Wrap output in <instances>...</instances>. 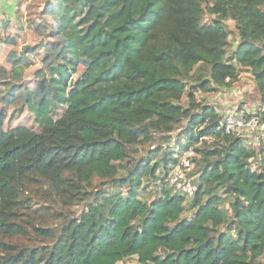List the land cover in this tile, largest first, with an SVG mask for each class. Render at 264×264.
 <instances>
[{
  "label": "trees",
  "instance_id": "trees-1",
  "mask_svg": "<svg viewBox=\"0 0 264 264\" xmlns=\"http://www.w3.org/2000/svg\"><path fill=\"white\" fill-rule=\"evenodd\" d=\"M45 12L62 40L41 43L36 87L12 81L20 59L0 76L9 106L27 107L38 126L5 129L0 113V264H264V147L219 131L221 113L195 96L230 88L241 67L264 104V0H52ZM229 20L239 44L227 57ZM190 150L199 180L186 218L170 171ZM157 183L161 195L140 197ZM37 184L66 205L92 201L58 233L34 227L45 247L6 242L29 235L19 211Z\"/></svg>",
  "mask_w": 264,
  "mask_h": 264
},
{
  "label": "rangeland",
  "instance_id": "rangeland-1",
  "mask_svg": "<svg viewBox=\"0 0 264 264\" xmlns=\"http://www.w3.org/2000/svg\"><path fill=\"white\" fill-rule=\"evenodd\" d=\"M0 1V76L4 73H10L16 67L15 61L20 59L21 67L19 71L21 76L19 78H13L12 81L14 83H24L28 89L33 90L39 80L36 74L42 67V59L45 55L41 43L49 45L50 43L62 40L61 36H57L56 34L57 27L55 19L45 12L48 2L52 0ZM13 6H15L14 10H12ZM213 18V16L206 14L204 22H210ZM4 19L8 21L4 22ZM226 26L230 33V44L227 54V57H230L239 44V37L234 21H226ZM43 28L47 30H42ZM27 48L39 49L36 53L28 54L29 50H26ZM26 60L32 61V65L24 66ZM238 70L239 78L230 88L221 87L209 93L197 92L195 95L196 100H204V104L212 107L214 106L221 114L231 111L239 113H253L257 111L261 99L254 81L253 73L248 68L238 67ZM74 77L77 78L78 75H74ZM3 81L5 80L2 79V83L0 84V113L3 111L6 113L5 129H11L22 125L36 129L38 126L35 123L33 115L28 112L27 107L21 110L22 108L20 106H9L6 99H8L7 91L10 85H4ZM188 101L189 96L187 91L182 100L183 105L187 106ZM186 123L187 122L184 121L181 127L185 128ZM176 133H179V130ZM242 134L243 137H245L244 143L249 149L262 150V146L256 134H253L251 137L244 136L246 134L244 132ZM170 141V144H175L176 134L172 135ZM213 142L214 140L211 137H207L203 143H205V145H213ZM149 147V144L140 146V148H138L139 151L136 152L135 155H143ZM190 151L183 153L182 156L188 157ZM195 156L196 153L192 152L190 158L193 160ZM200 158L201 157L198 155L197 161ZM252 167L254 170L259 171L257 162L254 161ZM194 168L193 175L197 173V162H194ZM194 179L197 184L199 176L197 174L194 175ZM94 182L93 188L101 183L98 179H95ZM161 188L162 186L159 183L155 185L151 184L148 188L141 189L140 197L147 202H152L157 196L161 195ZM176 190L179 191L177 188ZM173 191L177 192L174 189ZM220 194L223 198L220 207L224 213L229 216L232 213L230 208L231 198L223 193ZM193 199V196L186 197V210L183 217L192 218L196 213L197 208L193 207ZM23 200L25 202L22 204V208L19 211V219L27 226L29 235L7 239L6 242L30 248L45 247L51 242V240H42L38 238L34 234V227L53 229L55 233H58L67 220L79 217L92 201V199H89L80 203L76 202L72 205H66L63 200L51 194L45 184H37L31 187L27 195L23 197ZM222 229L223 227H221L220 230L222 231ZM119 264L141 263L138 258L134 256L125 258Z\"/></svg>",
  "mask_w": 264,
  "mask_h": 264
},
{
  "label": "built area",
  "instance_id": "built-area-1",
  "mask_svg": "<svg viewBox=\"0 0 264 264\" xmlns=\"http://www.w3.org/2000/svg\"><path fill=\"white\" fill-rule=\"evenodd\" d=\"M217 129L225 134H236L241 137L243 132L246 133L244 135L246 137L256 134L264 147V104H261L257 111L249 114L234 111L221 114ZM192 152H189L188 157L182 156L170 172V183L188 196H194L198 189L193 182L194 178L189 176L194 169V162L190 158Z\"/></svg>",
  "mask_w": 264,
  "mask_h": 264
}]
</instances>
